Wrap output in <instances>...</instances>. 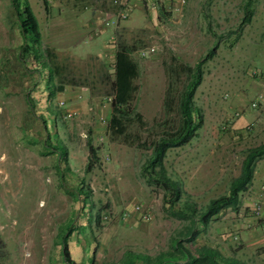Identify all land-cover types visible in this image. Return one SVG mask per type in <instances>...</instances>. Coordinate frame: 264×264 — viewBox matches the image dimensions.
<instances>
[{
  "label": "rangeland",
  "instance_id": "374dc122",
  "mask_svg": "<svg viewBox=\"0 0 264 264\" xmlns=\"http://www.w3.org/2000/svg\"><path fill=\"white\" fill-rule=\"evenodd\" d=\"M28 1L42 32L40 54L48 58L47 64L54 58L63 65L65 78L67 72L76 84L67 85L49 103L46 81L36 69L42 63L28 53L20 57L23 38L14 5L0 0V264H66L58 233L72 219L69 244L77 264H120L130 252L156 256L170 250L173 237L189 221L169 213L165 189L150 185L142 175L151 152L144 142L152 132L160 133L161 125L155 126L167 118L166 63H175L176 57L195 65L218 42L215 55L203 65L194 97L203 126L188 144L170 149L165 159L182 191L175 207L182 209L189 200L205 208L229 190L246 151L264 143V123L259 122L264 104L251 109L242 127L233 124L244 112L233 105L235 94L264 73V0H189L184 5L142 0L140 10L99 34L81 28L66 0ZM248 4L253 15L240 28ZM122 39L143 44L133 54L140 76L132 104L147 125L136 122L129 137L114 136L109 128L110 81L115 48ZM148 48L155 50L142 56ZM41 71L47 79V68ZM68 111L75 113L66 117ZM89 142L99 157L90 172ZM81 184L88 195L77 193ZM241 200L238 211H223L192 241L184 239L185 246L199 252L207 245L240 255L248 264H264L253 259L255 250L244 248L250 239L245 232L262 220L252 213L254 203L263 206L262 196L243 193ZM135 205L152 218L145 221L137 212L121 218ZM257 233L259 240L263 235Z\"/></svg>",
  "mask_w": 264,
  "mask_h": 264
},
{
  "label": "trees",
  "instance_id": "16d2710c",
  "mask_svg": "<svg viewBox=\"0 0 264 264\" xmlns=\"http://www.w3.org/2000/svg\"><path fill=\"white\" fill-rule=\"evenodd\" d=\"M11 1L16 11L18 26L23 38L20 57L28 53L37 63L41 62L42 67L47 68V79L45 80L41 71L42 67L39 66L36 69L40 74L41 81H46L45 89L49 92L48 99L49 103H51L53 97L58 92H63L67 85L76 84V82L68 77L67 72L65 78V74H63L64 66L59 65L54 58L50 59V64H47L45 60L48 58L40 54L39 43L42 39V32L39 21L29 1ZM249 5L245 10L240 28L251 21L253 9ZM117 9L119 10V6H117ZM238 38L239 36L235 37L231 43ZM140 46L143 47L141 40L130 43L122 39L117 43L115 48L114 75L112 81H110L109 93L112 107L109 128L111 134L114 136L129 137V128L136 122H139L142 126L147 125L143 115L132 104L138 92L136 80L140 76V65L133 54ZM217 49L218 42L195 65L182 62L176 57H173L175 63H166L169 82L164 106L167 118L163 124L159 123L155 126L161 125L160 133L152 132L151 138L144 142L146 149L151 150V152L143 165L142 175L150 185L161 186L165 189L164 201L168 204L169 213L189 222L183 230H180L179 236L173 237L170 250L161 252L156 256L130 252L120 264H248L247 261L235 255L229 256L222 250L207 245L203 246L199 252H193L192 249L185 246L184 239L192 241L202 231L201 229L204 230L223 211L229 208L236 211L240 209L242 203L241 196L248 190L253 181L256 164L260 159L264 158V143L251 147L246 151L240 174L232 179L229 190L225 194L212 199L205 208L201 209L198 208L197 204L189 200L184 208L179 209L175 207L177 201L181 198L182 191L179 183L170 176L165 163L170 149L188 144L198 135L199 130L203 126V112L196 105L194 97L203 80V65L206 60L215 55ZM25 61H22L23 65H26ZM52 112L58 115L57 110H53ZM88 145L91 157L88 160L86 171L90 172L94 167L95 161L99 160V157L97 148L91 142ZM93 157H95V160ZM66 171H69L68 164H66ZM58 172L60 173L59 168ZM81 185V190H77L78 194L86 191L83 188V184ZM85 193L88 195V192ZM100 217L99 214L98 219ZM74 223L75 219H72L66 224V229L61 226L58 233L62 256L66 264H77L72 257L69 244V238L75 228Z\"/></svg>",
  "mask_w": 264,
  "mask_h": 264
},
{
  "label": "crops",
  "instance_id": "0c3cea01",
  "mask_svg": "<svg viewBox=\"0 0 264 264\" xmlns=\"http://www.w3.org/2000/svg\"><path fill=\"white\" fill-rule=\"evenodd\" d=\"M141 1L142 0H130L131 3L129 6L130 12L131 11L135 12L140 10ZM172 1H175L176 3L178 2V0H172ZM66 4L71 6L69 7V9L70 12H72V16H75V18L81 22V28H83L84 30L90 32L92 30H95L96 31L95 33L99 34L100 32H104L105 30L112 29V26L116 25V24L107 25L106 23H104L106 19H113L116 12L118 11L117 9L118 5L115 4V0H66ZM168 5L169 4H167L166 6ZM256 21H257V16H254V18L252 19V25L255 24ZM263 22H264V15H263ZM117 24H120V21ZM263 31H264V27H263ZM229 35L230 34H227V36ZM261 44H264V41H262ZM261 74H263L262 77H260L256 81L249 82L247 86L241 88L238 94H235L233 105H235V107H238V109L242 108L243 109L242 111H244L240 117L234 119L233 124L235 126L237 125L236 127L238 126L242 127L246 119H249V117L251 116V112L253 110H251L252 108L249 102L256 98L258 94L257 90H261L259 92L264 93V73L261 72ZM251 93H253V97L251 98V100H248V96ZM260 103L264 104V99ZM263 117L264 116H262L259 119V122L261 121L264 123ZM263 182H264V158L260 159L257 162L253 181L249 186L248 190L245 192L246 195H250V194L254 196L261 195L262 203L264 207ZM255 217L261 218L262 220L256 222L258 223L257 228H253V230H249L245 232L246 236L250 239L247 240V243L245 244L244 248L246 249L251 248V250H255L253 251V253L255 254L253 257L254 260L255 259L264 260V208H263L262 216L261 217L255 216ZM253 223L250 220L248 225L251 226ZM257 232H261L263 235L262 238H259V240H256L257 238L256 236L254 237V235L258 234ZM244 248L242 250H244ZM242 250L239 251L238 253L242 254L243 252ZM235 256L240 258V255L236 254ZM247 263H249V261Z\"/></svg>",
  "mask_w": 264,
  "mask_h": 264
},
{
  "label": "built area",
  "instance_id": "2783aa9c",
  "mask_svg": "<svg viewBox=\"0 0 264 264\" xmlns=\"http://www.w3.org/2000/svg\"><path fill=\"white\" fill-rule=\"evenodd\" d=\"M189 0H178L180 5H184L188 2ZM115 4H117L119 6V10L116 12L115 16L113 17V19H106V24L110 25V24H117L119 21L121 20H125L128 18L129 14H130V0H115ZM176 10H180L179 7L176 8ZM155 50V48H148L146 50H142L141 51V55L142 56H148L150 53H152ZM264 99V93L259 92L256 96V98L254 100L251 101L250 106L251 108H257L259 103ZM61 104L63 105L64 102H61ZM75 112H70L68 111L66 113V117H72V115H74ZM133 212H137L140 214L141 218L145 221H148L152 218L151 212L146 211L143 212L142 208L140 205H135L131 211H125L121 214V218L127 219L131 213ZM252 213L257 216V217H261L263 214V206L259 203L256 202L254 203V205H252ZM105 219L109 218V215H105L104 216Z\"/></svg>",
  "mask_w": 264,
  "mask_h": 264
}]
</instances>
